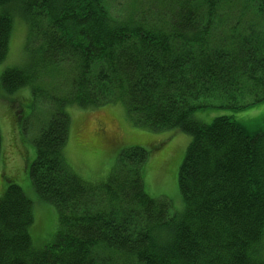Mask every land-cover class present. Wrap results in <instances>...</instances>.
Wrapping results in <instances>:
<instances>
[{
	"label": "trees",
	"instance_id": "16d2710c",
	"mask_svg": "<svg viewBox=\"0 0 264 264\" xmlns=\"http://www.w3.org/2000/svg\"><path fill=\"white\" fill-rule=\"evenodd\" d=\"M151 4L160 6L157 18L134 0L119 19L107 0H0V64L14 19L27 27L25 67L4 71L0 84L6 95L29 88L34 105L51 108L30 179L59 221L54 237L34 247L33 203L9 179L0 198V264H264V132L230 115L211 124L194 116L264 102V0ZM119 102L136 126L190 136L179 170L182 213L146 193L149 154L141 147L122 151L99 188L69 168L67 108Z\"/></svg>",
	"mask_w": 264,
	"mask_h": 264
},
{
	"label": "rangeland",
	"instance_id": "374dc122",
	"mask_svg": "<svg viewBox=\"0 0 264 264\" xmlns=\"http://www.w3.org/2000/svg\"><path fill=\"white\" fill-rule=\"evenodd\" d=\"M134 0H107V7L115 18L130 14ZM152 0H140V6L149 18L161 14L158 4ZM27 27L20 18L14 19L9 42V52L0 64V77L10 68L25 67ZM54 77H44L42 87L52 89ZM70 117L69 137L64 148L65 160L71 171L85 185L99 188L106 183L118 165L122 151L133 147L145 149L149 158L143 170L146 193L157 200H167L172 212L180 214L184 202L179 189V170L190 136L178 130L152 131L134 124L122 103L103 107L81 109L67 108ZM49 104L39 100L33 104L31 90L25 88L14 95H6L0 84V131L2 150L0 155V198L7 181L19 185L33 203V224L29 233L33 246L41 248L58 231V212L53 204L43 202L35 192L30 179V166L37 154L35 140L42 126L50 120ZM230 115L252 133L264 132V102L242 111L228 108L198 110L197 120L211 124L214 118ZM264 248V237L261 242ZM264 254V249H263Z\"/></svg>",
	"mask_w": 264,
	"mask_h": 264
}]
</instances>
